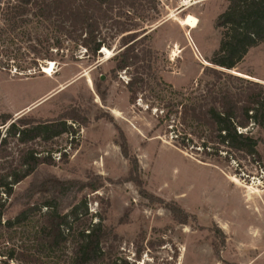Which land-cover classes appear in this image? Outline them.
<instances>
[{
	"label": "rangeland",
	"instance_id": "rangeland-1",
	"mask_svg": "<svg viewBox=\"0 0 264 264\" xmlns=\"http://www.w3.org/2000/svg\"><path fill=\"white\" fill-rule=\"evenodd\" d=\"M9 1L0 0V6ZM137 1L139 6L123 7L120 15L114 12L122 26L101 28L105 47L95 57L33 15L19 19L0 14V116L36 122L63 118L73 131L72 136L28 145L51 162L14 187L3 221L43 201L61 215L79 206L81 225L101 223L108 231L103 244L108 263L264 264V133L250 130L263 139L257 158L226 155V149L207 142L191 122L179 120V105L198 100L212 82L203 70L218 49L221 30L214 25L228 2ZM172 15H191L198 22L193 30L183 28ZM131 35L135 38L129 45L141 61L118 72L114 56L123 50L121 37ZM57 41L61 50L55 48ZM48 57L54 67L51 77L42 73ZM228 73L264 85V43ZM133 77L139 80L130 90L127 84ZM240 84L228 83L233 88ZM12 122H0L1 137ZM122 144L137 162L133 178ZM19 149L10 142L11 157L5 160L17 158ZM49 179L98 189L64 188L56 199L29 192ZM40 209L24 226L0 231V264L10 249L37 239L46 211ZM70 250L68 244L50 253L48 262L70 264Z\"/></svg>",
	"mask_w": 264,
	"mask_h": 264
},
{
	"label": "trees",
	"instance_id": "trees-1",
	"mask_svg": "<svg viewBox=\"0 0 264 264\" xmlns=\"http://www.w3.org/2000/svg\"><path fill=\"white\" fill-rule=\"evenodd\" d=\"M153 1L148 0V3ZM227 2L226 10L218 16L214 25L221 30L218 49L206 60L210 67L203 70V73L211 76L212 82L198 100L179 105V120L184 125L191 122L205 133L207 142L226 149V155L234 153L257 158V147L263 143V139L254 137L250 130L264 133V85L246 81L228 72L233 71L251 49L264 43V0ZM137 5V0H11L3 7L0 6V14L19 19L33 15L46 22L67 42L83 48L95 57L105 47V41L101 39V28L107 25L122 26L114 12L120 15L123 7L134 8ZM134 38V35L121 37L123 50L114 56V70L124 71L141 61L134 47L129 45ZM55 48H62L58 41ZM32 52L38 53V49L32 48ZM138 80L136 77L130 79L128 88L131 90ZM231 81L241 84L233 88L228 85ZM70 119L77 121L75 117ZM9 121L13 122L7 127L4 136L0 134V231L8 233L16 227L24 226L33 213L40 212L41 207L46 211L39 219L37 239H32L30 244H20L10 249L4 264H9V261L16 264H50V253L61 251L68 244L71 245L70 264H128L121 259L108 263V255L103 251L108 231L101 223L88 227L81 225L78 222L79 206L61 215L57 210H52L47 201H43L39 207H27L13 219L3 221L7 210L6 201L13 195L14 187L30 176L39 165L51 162L28 145L36 140L50 141L63 134L73 135L72 128L66 125L63 118L36 122L23 117L13 120L11 116H0L1 126ZM14 141L22 149L18 150L17 158L5 160L11 157L8 146ZM120 151L123 158L130 162V177L135 176L138 172L136 159L130 158L125 144L120 145ZM74 186H78L79 190L88 188L92 192L98 189L97 185L89 183L49 179L33 185L29 192L40 196L51 194L56 199L64 188ZM170 210L172 213L175 210L180 212L179 209Z\"/></svg>",
	"mask_w": 264,
	"mask_h": 264
},
{
	"label": "bare ground",
	"instance_id": "bare-ground-1",
	"mask_svg": "<svg viewBox=\"0 0 264 264\" xmlns=\"http://www.w3.org/2000/svg\"><path fill=\"white\" fill-rule=\"evenodd\" d=\"M184 5V4H183ZM171 18L177 22L181 27L183 28H189L193 30L197 25V19L191 15H186L185 18L179 19L175 15H172ZM106 55H109V51L106 49L103 50ZM53 62H50L49 65H47L45 68H43L42 73L45 74L47 77H51V74L53 73Z\"/></svg>",
	"mask_w": 264,
	"mask_h": 264
},
{
	"label": "crops",
	"instance_id": "crops-1",
	"mask_svg": "<svg viewBox=\"0 0 264 264\" xmlns=\"http://www.w3.org/2000/svg\"><path fill=\"white\" fill-rule=\"evenodd\" d=\"M58 91H59L58 88H57V89H51V90H49V91H48L46 94H44V96H42V98H40L36 103L32 104V105L30 106V108L36 106L37 104H40V103L43 102L44 100H46V99H48L49 97H51V96H53L54 94H56ZM28 108H29V107H28ZM28 108L26 107V108H23L22 110H20V111H22V113H20V115L24 114V113L28 110Z\"/></svg>",
	"mask_w": 264,
	"mask_h": 264
},
{
	"label": "water",
	"instance_id": "water-1",
	"mask_svg": "<svg viewBox=\"0 0 264 264\" xmlns=\"http://www.w3.org/2000/svg\"><path fill=\"white\" fill-rule=\"evenodd\" d=\"M233 74V73H232ZM236 75V74H235ZM236 76H238V75H236ZM239 77H241V76H239Z\"/></svg>",
	"mask_w": 264,
	"mask_h": 264
}]
</instances>
